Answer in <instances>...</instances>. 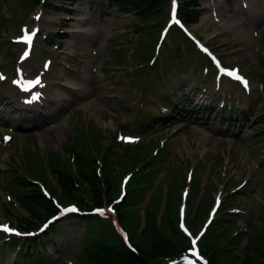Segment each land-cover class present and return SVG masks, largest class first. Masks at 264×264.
Wrapping results in <instances>:
<instances>
[{
    "label": "rangeland",
    "instance_id": "rangeland-1",
    "mask_svg": "<svg viewBox=\"0 0 264 264\" xmlns=\"http://www.w3.org/2000/svg\"><path fill=\"white\" fill-rule=\"evenodd\" d=\"M147 1L0 0V77H5L0 79V223L23 230L21 221L33 216L40 225L50 212H44L45 191L52 201L75 203L81 211L80 199L90 203L92 190L104 206L114 203L121 178H130L126 197L115 204V215L55 221L32 238L40 240L35 247L42 256L34 252L29 264H92L84 246L100 239L103 228L110 230L114 221L129 234L132 245L150 252L160 240L173 243V254H179L188 245L180 231L175 233L180 204H186V223L195 234L216 195L221 204L199 241L208 264H264V2H250L245 9L239 0H197L185 21L225 65H237L250 79L249 97L227 82L224 90L255 104L262 82L258 105L242 119L237 137L193 124L194 119L181 116L185 111H177L175 121L164 118L149 127L141 121L139 116L148 113L137 107V92H143L142 102L150 111L149 97L166 103L162 92L169 90V77L174 85L179 83V94L189 80L202 88L206 83L214 86L213 69L203 72L201 60L206 59L195 49L196 55L188 48L185 60L174 66L200 77L172 75L177 30L168 26L170 0L156 9ZM190 1L180 0L181 14ZM137 5L145 7L138 10ZM252 6L260 8L254 11ZM258 15L263 18L256 19ZM224 22L233 27L225 28ZM34 26L40 32L24 66L29 75L41 72L45 85L41 104L27 111L12 87L23 49L14 38ZM75 28L94 33L83 37L73 33ZM165 28L168 41L160 44ZM45 59L51 60L48 69L43 68ZM202 76L206 82L197 81ZM210 94L213 99L216 91ZM11 124L20 127L10 130ZM5 133L11 134L10 141L3 140ZM129 133L139 134L140 141L125 144L122 136ZM62 171L74 177H69L71 184L60 183L56 172ZM19 177L29 179V187L19 186ZM184 189L187 200L180 196ZM4 237L0 264H21L17 253L27 238ZM163 252L154 244L146 258L169 255Z\"/></svg>",
    "mask_w": 264,
    "mask_h": 264
},
{
    "label": "trees",
    "instance_id": "trees-1",
    "mask_svg": "<svg viewBox=\"0 0 264 264\" xmlns=\"http://www.w3.org/2000/svg\"><path fill=\"white\" fill-rule=\"evenodd\" d=\"M163 0H150V3L153 8L157 7ZM196 0H191L190 3L187 5V7L184 10V16L187 18L189 14L191 13V9L189 10L188 6L192 3H195ZM145 6L137 5V8L139 10L144 9ZM188 19V18H187ZM58 177L60 179V183L63 185L71 184V180L68 177V175L64 172H58ZM47 199L46 203H44V208H50L53 212L54 208L51 204V201ZM82 201V200H81ZM82 203V202H80ZM95 204H100V197L97 195V198L94 199ZM27 225H29L27 223ZM106 234L103 235L102 238L96 241L94 243L93 247H86L85 253L88 255V257L92 260V262L96 264H143V261H140V257L133 253V251H130L122 242L121 238L113 231V230H107L105 232ZM175 233L177 231L175 230ZM154 244H156V247L164 251V254H173L175 252V246L173 243H164L160 240H157ZM153 244V245H154ZM152 248L149 249L150 252L153 250ZM109 249L111 250L109 252ZM144 249V248H143ZM109 252V254H108ZM146 254H148V249L144 250ZM161 253V252H160ZM158 254V252L154 253V255ZM110 255V256H109ZM109 256V257H108ZM156 264H164L160 261L163 259H152ZM140 261V262H138Z\"/></svg>",
    "mask_w": 264,
    "mask_h": 264
},
{
    "label": "snow or ice",
    "instance_id": "snow-or-ice-1",
    "mask_svg": "<svg viewBox=\"0 0 264 264\" xmlns=\"http://www.w3.org/2000/svg\"><path fill=\"white\" fill-rule=\"evenodd\" d=\"M37 19H39V17H37ZM173 19H175V15H174V14H173ZM34 36H35V32H32L31 34H28L27 30L25 31V37H24V40H25V42H26L29 46H31L32 38H33ZM26 55H27V53H26ZM228 74H229L230 76H232L233 78H235L236 80L241 81V82L245 85V87H247L248 82H247L246 80H244L243 77H241L236 71L230 72V73H228ZM0 79H3V77H0ZM36 83L39 84L40 81L37 80ZM6 139H7V138H6ZM110 210H111V209H109V211H110ZM65 211H67V212H74V211H76V209H75V208H68V209H65ZM101 214H103V212H101ZM45 227H47V225H46ZM0 231L12 232L13 230L10 229V228L7 227V226H0ZM16 234H17V235H20V233H16ZM193 247H195V241H193ZM193 255H197V253H196V252H193ZM205 264H206V262H205Z\"/></svg>",
    "mask_w": 264,
    "mask_h": 264
},
{
    "label": "bare ground",
    "instance_id": "bare-ground-1",
    "mask_svg": "<svg viewBox=\"0 0 264 264\" xmlns=\"http://www.w3.org/2000/svg\"><path fill=\"white\" fill-rule=\"evenodd\" d=\"M260 1V0H259ZM262 1V0H261ZM217 9V8H216ZM213 10V9H212ZM215 11V10H214ZM217 11V10H216ZM217 13V12H216ZM214 14V13H213ZM218 14V13H217ZM215 15V14H214ZM78 18V17H77ZM216 19V18H215ZM223 22V21H222ZM75 23V22H74ZM77 23V22H76ZM85 23V22H84ZM228 23V22H227ZM224 26H226L227 24L226 23H224L223 24ZM83 26V25H82ZM234 26H236V25H234ZM227 27H232L231 26V24H228L227 25ZM241 28V27H240ZM234 29V28H233ZM71 30V29H70ZM72 31V30H71ZM244 35H246V34H244ZM73 51V50H72ZM63 74V73H62ZM64 77V76H63ZM48 81V80H47ZM52 81V80H51ZM70 82V81H69ZM73 83V82H72ZM79 84V83H78ZM63 85V84H62ZM74 85V84H73ZM82 85V84H81ZM85 85V84H84ZM65 86V85H64ZM76 86H77V84H76ZM86 88H87V86H86ZM60 89V88H59ZM75 89V88H74ZM49 90V89H48ZM57 91H59L58 89H57ZM89 92V91H88ZM61 93V92H60ZM83 93V92H82ZM63 94V93H62ZM78 94H80V93H78ZM61 95V94H60ZM65 96V95H64ZM82 96H84V95H82Z\"/></svg>",
    "mask_w": 264,
    "mask_h": 264
}]
</instances>
